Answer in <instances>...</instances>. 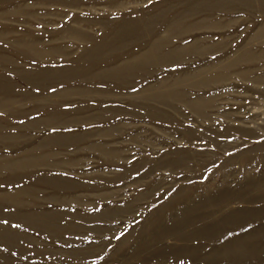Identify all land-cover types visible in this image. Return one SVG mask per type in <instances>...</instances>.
<instances>
[{
  "label": "rangeland",
  "instance_id": "374dc122",
  "mask_svg": "<svg viewBox=\"0 0 264 264\" xmlns=\"http://www.w3.org/2000/svg\"><path fill=\"white\" fill-rule=\"evenodd\" d=\"M0 264H264V0H0Z\"/></svg>",
  "mask_w": 264,
  "mask_h": 264
},
{
  "label": "bare ground",
  "instance_id": "6f19581e",
  "mask_svg": "<svg viewBox=\"0 0 264 264\" xmlns=\"http://www.w3.org/2000/svg\"><path fill=\"white\" fill-rule=\"evenodd\" d=\"M43 1V0H42ZM211 1H213V0H211ZM211 3V2H210ZM49 4V3H48ZM79 5V4H78ZM249 6V5H248ZM249 8H250V6H249ZM257 9V8H256ZM263 30V29H262ZM185 34V33H184ZM77 35V34H76ZM120 37V36H119ZM19 38V37H18ZM20 39V38H19ZM21 39H23V38H21ZM252 39V38H251ZM16 40H17V38H16ZM14 41V40H13ZM18 41H20V40H18ZM27 43V42H26ZM32 43V42H31ZM27 45H29V44H27ZM20 46V45H19ZM193 46V45H192ZM195 46V45H194ZM97 50H99V49H97ZM200 50V49H199ZM19 51V50H18ZM90 56V55H89ZM247 59H250V56L249 55H245L244 56V58H243V60H247ZM240 61V60H239ZM133 65H135V64H133ZM217 66V65H216ZM134 67V66H133ZM121 71V70H120ZM122 73H123V71H121ZM118 75H119V73H118ZM104 76V75H103ZM122 76V75H121ZM207 77V76H206ZM38 78V77H37ZM189 81V80H188ZM191 82V81H190ZM146 93V92H145ZM152 98H154V97H152ZM157 98V97H156ZM170 98V97H169ZM158 99V98H157ZM160 99V98H159ZM166 102V101H165ZM168 103V102H167ZM169 104V103H168ZM201 104V103H200ZM5 105V104H4ZM2 107H3V105H2ZM150 107V106H149ZM198 107V106H197ZM3 109V108H2ZM150 115V114H149ZM159 115V114H158ZM152 116V115H151ZM82 138H83V136L80 138L81 140H82ZM86 140V139H85ZM77 142H79V139L77 140ZM211 213V212H210ZM243 214V213H242ZM221 219V218H220ZM215 222V221H214ZM183 227H185V226H183ZM198 227V226H197ZM168 230V229H167ZM196 230V229H195ZM179 233V232H178ZM170 235V234H169ZM245 235V234H244ZM233 240V239H232ZM178 253V252H177ZM232 253H233V251H232Z\"/></svg>",
  "mask_w": 264,
  "mask_h": 264
}]
</instances>
